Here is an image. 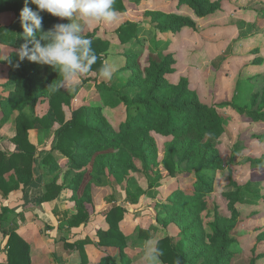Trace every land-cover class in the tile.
Returning <instances> with one entry per match:
<instances>
[{"label":"rangeland","instance_id":"374dc122","mask_svg":"<svg viewBox=\"0 0 264 264\" xmlns=\"http://www.w3.org/2000/svg\"><path fill=\"white\" fill-rule=\"evenodd\" d=\"M120 1L125 11L117 9L119 16L114 23L93 21L84 31L85 36L92 34L109 43V49L97 62L107 63L113 69V77L106 80L94 70L80 76L65 90L76 95L71 108L64 106L67 119L81 107H98L117 130L126 120V107H106L98 86L107 84L120 90L134 78L150 85L148 70L153 63L167 62L164 79L172 85L185 86L202 105L233 103L239 97L251 104V96L262 93L264 0H210L220 8L202 18L189 6H180L177 0ZM159 15H167V20L190 18L196 27L162 32L156 22ZM56 18L58 23L65 21ZM13 20V14H0V26H10ZM130 23L137 27V34L123 43L120 30ZM14 51L0 43V150L9 154L17 149L15 138L22 120L45 117L50 112L51 99L48 77L45 91L37 98L30 101L23 97L28 90L5 63ZM249 88L250 93L241 92ZM221 114L228 121L226 134L220 139L206 137L191 146L190 155L192 151L195 155L189 162L179 164L176 158L175 178H170L165 169L174 138L151 131L148 138H140L145 147L152 148L155 161L150 169H145L141 153L131 149L129 141L81 159L79 166H71L65 157L53 170L41 164L39 176L33 178L30 186L8 195L0 190V263L7 262L8 241L18 240L28 245L30 264H106L108 257L115 264H142V242L155 239L159 243L167 237L173 240L179 254L194 258L200 250V232L208 241L210 223L215 217L233 215L226 194L236 191V185L256 183V192L264 196V170L252 169L250 164L251 159L264 154V144L257 138L264 135V123L232 108H224ZM52 121L48 131L44 127L29 131V142L36 148L37 156L51 150L64 122L54 118ZM207 142L213 144L215 152H206ZM214 155L222 168L212 175V191L201 198L196 208L188 203L172 205L169 197L174 191L194 194L196 177L189 176V166ZM56 188H60L57 197L45 201L46 193ZM116 207L123 209L118 227L126 243L124 249L103 246L98 236L99 230L109 227L105 215ZM234 211L240 213V219L231 233V263L249 264L255 259L256 264H264V242L258 237L264 231V203L246 200L236 204ZM75 220L80 225L72 226ZM201 263L202 259L187 264Z\"/></svg>","mask_w":264,"mask_h":264},{"label":"trees","instance_id":"16d2710c","mask_svg":"<svg viewBox=\"0 0 264 264\" xmlns=\"http://www.w3.org/2000/svg\"><path fill=\"white\" fill-rule=\"evenodd\" d=\"M179 5H187L197 15L202 18L215 13L219 4L212 3L210 0H177ZM120 0H115L113 7L117 10L125 11L121 6ZM36 10V5H28ZM24 7V0H0V14H13L14 20L10 26H0V43L12 47L15 51L5 61L9 66L11 74L21 82L23 87L28 91L23 94L26 99H35L43 93L48 85L50 99V112L43 118L25 117L18 130L15 138L17 149L14 153L9 154L0 150V190L9 194L11 191L24 189L30 186L34 177H38V167L43 166L49 169L58 167L59 159L67 158L71 166H79L81 159L90 158L95 153L107 151L113 147H120L122 144L131 142L130 148L139 151L145 169H150V164L154 162L152 158L151 146L145 147L140 138H148L153 131L162 135H170L174 138L167 159L165 169L170 178L177 177V162L179 164L193 160L195 152L190 155V147L196 146L206 137L220 139L226 134L227 119L221 111L224 108H232L241 115H247L254 121L264 123V87L262 93L251 96V104H246L244 99L239 97L235 102L222 103L215 106H206L199 103L185 86H175L164 79L168 71V64L153 63L148 70V81H139L134 78L123 89H116L107 84H100L98 90L101 94L102 101L106 107L118 108L126 107V120L123 121L117 130H115L108 120L103 116L101 108L98 107H81L72 111L71 118L65 116L64 106L71 108L76 95H69L65 90L55 88L56 81L59 79V73L51 66L39 65L29 62L27 59L20 61L16 54L17 49L24 43L22 33L23 29L20 24L19 14ZM43 27L45 30L52 28L58 23V19L50 13L42 12ZM167 15H159L156 18L158 28L162 32L168 30L176 31L181 27L195 28L196 23L190 18H175L167 20ZM64 23H70L65 19ZM120 37L123 43L131 41V37L137 34V27L134 23L125 25L120 30ZM86 37L92 40V47L97 54V59L102 58L109 49V43L99 38H94L92 34ZM19 64V67L16 65ZM101 62H96L92 70L97 71L101 67ZM1 72V69H0ZM141 88L140 92L136 90ZM80 90L77 89L76 94ZM242 93H250L251 89H244ZM0 92V102H2ZM54 120L64 121L56 133V139L50 151H42L37 156V150L29 142V131L31 128H46L48 131ZM264 144V135L257 137ZM206 152L214 151L211 142L205 144ZM215 152V151H214ZM58 153V154H57ZM251 168L255 170H264V154L261 158L250 160ZM221 161L214 155L208 160H204L189 166V176L196 177L194 184V194L188 195L183 191H174L169 200L172 205L180 206L184 203L191 204L196 208L201 198L212 191L213 173L216 169H221ZM10 179L6 176L12 174ZM157 185V184H156ZM237 190L226 194L229 199V208L233 211L231 217L217 215L213 222L210 223L211 236L207 241L205 234L201 231L200 250L194 258H189L187 254H179L169 237L158 243L159 248L163 251L161 261L165 264H174L178 258L180 264L188 262L201 264H232L231 254L229 252L234 239L231 238L232 231L237 227L240 219V213L235 210L238 203L246 200L250 203H264V196L256 192V183H248L244 186L236 185ZM51 188V186H49ZM60 192V188L52 189L44 196L45 201H53ZM168 207V206H166ZM123 209L120 207L113 208L105 215L109 225L107 229L99 230L98 236L100 243L106 247L124 249L126 243L118 227L122 220ZM88 220V218H85ZM80 225V221L75 220L72 226ZM259 240L264 242V231L258 236ZM198 241V240H197ZM8 258L5 264H30V255L28 245L22 240L17 242L8 241ZM105 263H113V258H106ZM1 264V263H0ZM249 264H256L252 259Z\"/></svg>","mask_w":264,"mask_h":264},{"label":"clouds","instance_id":"9594fccd","mask_svg":"<svg viewBox=\"0 0 264 264\" xmlns=\"http://www.w3.org/2000/svg\"><path fill=\"white\" fill-rule=\"evenodd\" d=\"M29 3L36 5V10ZM114 3L115 0H24L19 14L24 40L16 52L19 60L51 66L59 73L55 88L68 90L80 76L90 73L97 62L92 40L84 35L85 27L93 21L114 23L119 16ZM45 11L71 22L57 23L45 30L41 14ZM98 73L106 80L113 77V69L107 63L101 65ZM141 246L142 264H162L163 251L158 241L147 239ZM174 264H180V260L177 258Z\"/></svg>","mask_w":264,"mask_h":264},{"label":"crops","instance_id":"0c3cea01","mask_svg":"<svg viewBox=\"0 0 264 264\" xmlns=\"http://www.w3.org/2000/svg\"><path fill=\"white\" fill-rule=\"evenodd\" d=\"M0 238H1V240L3 241L2 237H1V233H0ZM2 241H1V243H0V244H1L0 247H2Z\"/></svg>","mask_w":264,"mask_h":264}]
</instances>
